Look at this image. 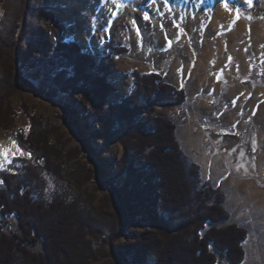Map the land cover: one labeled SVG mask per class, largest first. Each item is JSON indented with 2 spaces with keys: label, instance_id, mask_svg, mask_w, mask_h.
Here are the masks:
<instances>
[{
  "label": "rangeland",
  "instance_id": "374dc122",
  "mask_svg": "<svg viewBox=\"0 0 264 264\" xmlns=\"http://www.w3.org/2000/svg\"><path fill=\"white\" fill-rule=\"evenodd\" d=\"M83 1V9L71 10L69 16L63 0H0V20L4 21L0 36L8 38L0 48V79L4 80L10 72H22L20 75L29 83L12 85L13 91L4 99L11 108L12 120L8 127L0 126V144L11 148V152L4 156L0 170L13 157H28L27 152L18 148L16 138H27L31 130L36 132L39 127L31 120L34 116L44 120L40 134L63 153L60 171L69 177L68 181L57 180L43 165L32 162L43 186L34 187L35 196L48 201L55 197L78 200L84 206L91 201L94 205L102 204L109 192L104 180L117 169L123 144L118 140L104 144L92 136L98 124L81 95L70 90L61 92L59 87L47 86L43 80L56 41H76L88 53L108 56L105 62L111 63L108 78L114 90L107 95V102L133 89V70L139 75L159 72L175 89H183L181 103L159 102L153 112L139 120L150 123L153 117L163 116L176 124V139L188 162L199 167L201 185L209 182L225 194L223 206L230 219L218 226L234 223L247 231V239L242 243L245 259L241 264H264V205L248 201L245 196L248 189L264 195V168L257 165L264 158V144L258 143L261 139L257 142L253 132L248 98L237 106L238 97L234 96L249 88L252 92H264V34L261 40L253 38L255 28L264 25V0H117L116 4L108 0L111 12L93 18L90 3ZM220 11L236 17L239 13L237 22L243 24V41L235 47L230 45V38L238 26L217 23ZM145 13L149 19H144ZM104 28L108 31H102ZM82 40L96 46L86 47ZM105 42L118 48L125 46L128 51L117 54L106 48ZM12 47L11 62L8 49ZM178 96L174 94L175 99ZM76 161L91 172L90 180L79 187L65 170ZM25 164V160L14 161L10 172L24 174ZM234 191L243 195L239 203L231 198ZM10 226L7 229H18L15 222ZM151 228L147 223L129 221L114 244H132ZM98 246L96 243L95 247ZM104 249L108 252L109 246ZM210 249L218 264H230L225 256L213 247ZM190 257L189 252L181 255L187 260ZM156 262V252L150 251L144 264ZM116 263L110 254L91 262Z\"/></svg>",
  "mask_w": 264,
  "mask_h": 264
},
{
  "label": "trees",
  "instance_id": "16d2710c",
  "mask_svg": "<svg viewBox=\"0 0 264 264\" xmlns=\"http://www.w3.org/2000/svg\"><path fill=\"white\" fill-rule=\"evenodd\" d=\"M2 38L0 48L8 39ZM104 45L117 54L128 51L125 46ZM53 49L43 73L46 85L57 86L61 92H78L98 124L92 136L104 144L120 141L123 153L117 169L104 180L109 192L102 204L91 201L84 206L78 200L37 197L34 187L43 186L32 162L43 165L57 180L68 181L69 177L60 171L63 153L40 134L44 120L32 116L39 128L27 138H16L18 148L31 155L13 157L0 170V264H91L109 254L116 264H144L150 251L157 254L156 264H218L211 247L230 264H241L247 231L234 223L218 226L230 219L223 206L225 194L209 182L201 185L199 167L188 162L176 139V124L163 116L153 117L150 123L139 120L159 102L181 103L183 89H175L159 72L139 75L133 70V89L107 102L114 90L108 78L111 63L105 62L108 56L88 53L73 40H57ZM12 50L8 49L11 62ZM20 74L10 72L0 79V126L8 127L12 120L11 108L4 102L13 91L11 86L29 84ZM176 93L181 97L175 99ZM18 160L26 161L24 174L10 172ZM65 170L78 187L90 180L91 172L78 161ZM129 221L153 228L132 244L115 245ZM13 222L18 229H7ZM183 252H189L190 260L181 258Z\"/></svg>",
  "mask_w": 264,
  "mask_h": 264
},
{
  "label": "bare ground",
  "instance_id": "6f19581e",
  "mask_svg": "<svg viewBox=\"0 0 264 264\" xmlns=\"http://www.w3.org/2000/svg\"><path fill=\"white\" fill-rule=\"evenodd\" d=\"M83 0H63L66 8H65V12L67 15H71V10H76L79 12V10H82L81 7L83 5L82 3ZM88 3H90L91 5V8H90V17H94V16H98V17H101V16H106L107 14H109L111 12V9H112V6L111 4L109 3L108 0H87ZM142 1H145V2H148V3H152V1L154 0H142ZM84 2V1H83ZM86 12V11H85ZM83 13H84V10H83ZM237 17L235 15H230L226 12H223V11H220L219 12V15H218V18H217V23H221V24H225V25H231V24H236L238 26V29H236L237 31L235 33H233V35L231 36V41L230 42L231 46L232 47H235L236 45L240 44L241 41H243L241 39V34L243 33V24L238 23L237 22ZM82 23V22H81ZM83 24V23H82ZM263 25V24H262ZM258 25L256 27V31H254V35H260L261 37H263V34H264V25ZM82 26H85L84 24ZM232 26V25H231ZM234 26V25H233ZM237 28V27H236ZM246 32V31H245ZM253 35V36H254ZM88 36V35H87ZM244 36V35H243ZM260 37V38H261ZM253 38L256 39V37L254 36ZM262 39V38H261ZM82 44L86 47H95L96 45L95 44H91L89 43V41H84L82 40ZM5 150L8 151V153L11 152V148H8L6 145H4L3 143L0 144V165H1V161H3V158H4V152ZM246 188V187H245ZM235 192V193H234ZM233 192V196L231 197L233 199V202L234 203H239L241 199H243V195H240L237 191H234ZM248 199V201H251L253 200L254 202H259L260 205H264V195H262L261 193H258L257 191H254V190H249L247 191V194L245 195ZM236 199L234 201V199ZM246 199V200H247ZM245 200V199H244ZM245 200V201H246ZM247 201V202H248ZM246 203V202H245ZM233 206V205H232ZM238 213V212H237Z\"/></svg>",
  "mask_w": 264,
  "mask_h": 264
},
{
  "label": "crops",
  "instance_id": "0c3cea01",
  "mask_svg": "<svg viewBox=\"0 0 264 264\" xmlns=\"http://www.w3.org/2000/svg\"><path fill=\"white\" fill-rule=\"evenodd\" d=\"M256 29V28H255ZM256 31V30H254ZM257 32V31H256ZM257 40H261V36L258 34L254 35ZM261 37V38H260ZM244 71V70H243ZM254 86V85H253ZM241 89V87H239ZM262 90H257L256 92H252L251 89H245L238 94L234 95L235 98H237V106L242 102H245L247 100V112L249 113L250 119H253V127H254V134L257 137L258 143L264 144V92H261ZM262 93V94H261ZM256 96H258V99L256 100ZM258 167L261 169L264 168V158L261 157L258 162Z\"/></svg>",
  "mask_w": 264,
  "mask_h": 264
},
{
  "label": "snow or ice",
  "instance_id": "6c2138e0",
  "mask_svg": "<svg viewBox=\"0 0 264 264\" xmlns=\"http://www.w3.org/2000/svg\"><path fill=\"white\" fill-rule=\"evenodd\" d=\"M168 2H169V0H165V3H168ZM112 3L113 4H116L117 3V0H112ZM237 18H239V13L238 12H237ZM144 19H149V17L147 16V13L144 14ZM132 23L135 24V21L133 20ZM177 27H178V25H177ZM102 31L107 32L108 29L107 28H104V29H102ZM137 32L139 33V28H137ZM169 44H171V41H169ZM218 79H219V77H218ZM7 154H8V151L5 150V152H4L5 158L7 157ZM28 155L30 156L31 154L29 153ZM0 183H3V182L0 181Z\"/></svg>",
  "mask_w": 264,
  "mask_h": 264
}]
</instances>
